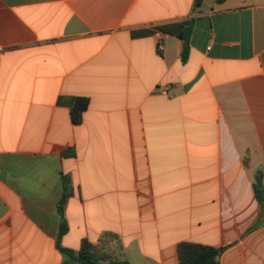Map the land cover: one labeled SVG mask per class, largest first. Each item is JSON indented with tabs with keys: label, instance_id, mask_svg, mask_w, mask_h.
Instances as JSON below:
<instances>
[{
	"label": "crops",
	"instance_id": "obj_1",
	"mask_svg": "<svg viewBox=\"0 0 264 264\" xmlns=\"http://www.w3.org/2000/svg\"><path fill=\"white\" fill-rule=\"evenodd\" d=\"M63 220L130 264H264V0H0V264H62Z\"/></svg>",
	"mask_w": 264,
	"mask_h": 264
},
{
	"label": "trees",
	"instance_id": "obj_2",
	"mask_svg": "<svg viewBox=\"0 0 264 264\" xmlns=\"http://www.w3.org/2000/svg\"><path fill=\"white\" fill-rule=\"evenodd\" d=\"M225 0H218V2H224ZM204 0H194L195 9H199L203 5ZM191 25L188 22L172 23L157 27L156 31L166 35L177 36L183 43L182 61L187 62L189 49H190V35ZM155 31H142L135 33L138 36H149L154 34ZM89 107V99L77 98L72 107V120L75 124H81L83 121V114ZM255 189L260 201L263 200V189H262V173L257 176ZM71 195L69 189L68 180L65 179V194L59 204V213L63 214L64 206L67 202L68 197ZM68 232V226L65 220L62 221L61 228L59 230L57 239V248L63 255L62 264H130L128 261L119 260L113 258L109 251H105L106 245L111 239H119L115 236H106L99 243L93 244L88 240L82 242L81 248L78 251L64 248L61 245L63 236ZM109 238L107 241L105 239ZM108 246V245H107ZM223 247H210L201 244L184 242L179 245L178 253L180 264H221V257L225 252Z\"/></svg>",
	"mask_w": 264,
	"mask_h": 264
},
{
	"label": "rangeland",
	"instance_id": "obj_3",
	"mask_svg": "<svg viewBox=\"0 0 264 264\" xmlns=\"http://www.w3.org/2000/svg\"><path fill=\"white\" fill-rule=\"evenodd\" d=\"M108 239L109 238L105 239V241H107ZM107 245L105 251H109L108 253H111L113 258H117L118 257L117 252L119 251V242L117 240L111 239ZM103 264H107V262H103Z\"/></svg>",
	"mask_w": 264,
	"mask_h": 264
}]
</instances>
